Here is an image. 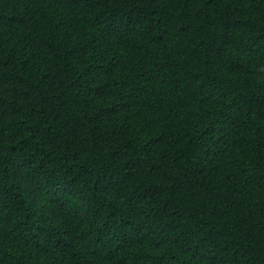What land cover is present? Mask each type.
<instances>
[{"label": "trees", "instance_id": "16d2710c", "mask_svg": "<svg viewBox=\"0 0 264 264\" xmlns=\"http://www.w3.org/2000/svg\"><path fill=\"white\" fill-rule=\"evenodd\" d=\"M0 264H264V0H0Z\"/></svg>", "mask_w": 264, "mask_h": 264}]
</instances>
